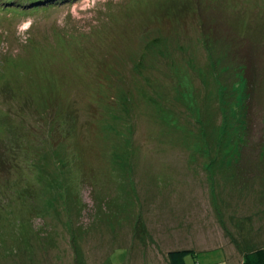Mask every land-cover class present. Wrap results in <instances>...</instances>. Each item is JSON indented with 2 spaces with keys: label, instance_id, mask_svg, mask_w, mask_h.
<instances>
[{
  "label": "rangeland",
  "instance_id": "rangeland-1",
  "mask_svg": "<svg viewBox=\"0 0 264 264\" xmlns=\"http://www.w3.org/2000/svg\"><path fill=\"white\" fill-rule=\"evenodd\" d=\"M57 1L0 0V264H245L264 0Z\"/></svg>",
  "mask_w": 264,
  "mask_h": 264
},
{
  "label": "trees",
  "instance_id": "trees-1",
  "mask_svg": "<svg viewBox=\"0 0 264 264\" xmlns=\"http://www.w3.org/2000/svg\"><path fill=\"white\" fill-rule=\"evenodd\" d=\"M48 1H50L49 5L51 4L55 5L58 2H62L57 0L56 1L48 0ZM44 6L47 5L44 3ZM190 254H194L193 250H189V249L171 250L168 253L170 264H188L186 258ZM244 258H245V264H264V248H260L252 251H245Z\"/></svg>",
  "mask_w": 264,
  "mask_h": 264
},
{
  "label": "clouds",
  "instance_id": "clouds-1",
  "mask_svg": "<svg viewBox=\"0 0 264 264\" xmlns=\"http://www.w3.org/2000/svg\"><path fill=\"white\" fill-rule=\"evenodd\" d=\"M31 25V20H28L27 22H25L24 24L20 25V31H24L26 30L28 27H30Z\"/></svg>",
  "mask_w": 264,
  "mask_h": 264
}]
</instances>
